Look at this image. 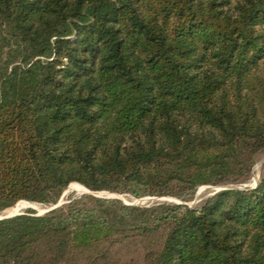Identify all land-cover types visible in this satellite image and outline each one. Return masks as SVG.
Instances as JSON below:
<instances>
[{"label": "trees", "instance_id": "obj_1", "mask_svg": "<svg viewBox=\"0 0 264 264\" xmlns=\"http://www.w3.org/2000/svg\"><path fill=\"white\" fill-rule=\"evenodd\" d=\"M261 152L264 0H0V210L241 182ZM0 264H264V171L0 219Z\"/></svg>", "mask_w": 264, "mask_h": 264}, {"label": "rangeland", "instance_id": "obj_2", "mask_svg": "<svg viewBox=\"0 0 264 264\" xmlns=\"http://www.w3.org/2000/svg\"><path fill=\"white\" fill-rule=\"evenodd\" d=\"M264 171V152L259 153L255 158V164L253 166L252 177L248 180L235 183H222L217 185L204 184L196 187L195 190H186L181 195H142L136 196L130 192H118L111 190H98L93 191L82 185L81 183L75 182L74 186L66 189L60 200L57 203H37L28 201L19 206H10L8 208L0 210V217L4 215H12L15 213L28 212L31 210L35 211V214L41 213L46 214L49 212L51 205H55V209L66 207L73 200H81L83 196L92 195L100 200H113L119 201L123 205H132L140 207H151L159 204H178L184 203L189 206L200 205L206 198L213 195L217 188L224 186H234L233 188L246 189L254 188L262 177ZM27 201V200H26ZM86 202H82L84 204ZM96 206V205H95ZM105 207L100 202V213Z\"/></svg>", "mask_w": 264, "mask_h": 264}, {"label": "water", "instance_id": "obj_3", "mask_svg": "<svg viewBox=\"0 0 264 264\" xmlns=\"http://www.w3.org/2000/svg\"><path fill=\"white\" fill-rule=\"evenodd\" d=\"M234 186H224V187H220V188H217L216 189V192H218V191H220V190H222V189H228V188H233ZM216 192H214V193H216ZM213 193V194H214ZM52 207L49 209V211H51V210H53V209H55V205L54 204H52L51 205ZM24 212H21V213H15V214H12V215H4V216H1L0 217V219H3V218H9V217H12V216H15V215H18V214H23ZM37 215H42L41 213H37Z\"/></svg>", "mask_w": 264, "mask_h": 264}]
</instances>
